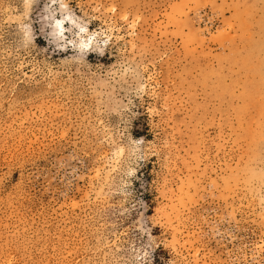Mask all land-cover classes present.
Returning a JSON list of instances; mask_svg holds the SVG:
<instances>
[{
  "label": "rangeland",
  "instance_id": "1",
  "mask_svg": "<svg viewBox=\"0 0 264 264\" xmlns=\"http://www.w3.org/2000/svg\"><path fill=\"white\" fill-rule=\"evenodd\" d=\"M0 264H264V0H0Z\"/></svg>",
  "mask_w": 264,
  "mask_h": 264
},
{
  "label": "snow or ice",
  "instance_id": "2",
  "mask_svg": "<svg viewBox=\"0 0 264 264\" xmlns=\"http://www.w3.org/2000/svg\"><path fill=\"white\" fill-rule=\"evenodd\" d=\"M26 7L28 6L27 4L25 5ZM113 12H115V8H113V9H111ZM62 23H63V21H61V20H57L56 21V27L59 29V31H60V33L62 34L63 33V27H62ZM81 31H84V29L83 28H81ZM88 45L87 44H85V45H82V47H87Z\"/></svg>",
  "mask_w": 264,
  "mask_h": 264
},
{
  "label": "bare ground",
  "instance_id": "3",
  "mask_svg": "<svg viewBox=\"0 0 264 264\" xmlns=\"http://www.w3.org/2000/svg\"><path fill=\"white\" fill-rule=\"evenodd\" d=\"M62 27H63V29H64L63 24H62ZM55 30H56L57 35L60 34V31H59V29L56 27V24H55ZM56 33H55V34H56ZM81 37H82V36H81ZM86 42H87V41H86ZM92 43H93V42H92ZM80 44L84 45V44H86V43H84V41H83V42H81Z\"/></svg>",
  "mask_w": 264,
  "mask_h": 264
}]
</instances>
